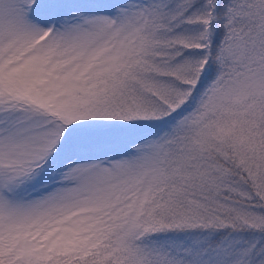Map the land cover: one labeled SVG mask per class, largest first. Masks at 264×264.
<instances>
[{"label": "snow or ice", "instance_id": "1", "mask_svg": "<svg viewBox=\"0 0 264 264\" xmlns=\"http://www.w3.org/2000/svg\"><path fill=\"white\" fill-rule=\"evenodd\" d=\"M0 264H264V0H0Z\"/></svg>", "mask_w": 264, "mask_h": 264}]
</instances>
